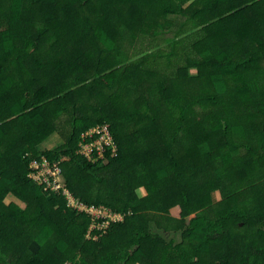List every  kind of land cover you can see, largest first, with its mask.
Returning a JSON list of instances; mask_svg holds the SVG:
<instances>
[{
  "label": "trees",
  "instance_id": "1",
  "mask_svg": "<svg viewBox=\"0 0 264 264\" xmlns=\"http://www.w3.org/2000/svg\"><path fill=\"white\" fill-rule=\"evenodd\" d=\"M0 264H264V0H0Z\"/></svg>",
  "mask_w": 264,
  "mask_h": 264
},
{
  "label": "built area",
  "instance_id": "2",
  "mask_svg": "<svg viewBox=\"0 0 264 264\" xmlns=\"http://www.w3.org/2000/svg\"><path fill=\"white\" fill-rule=\"evenodd\" d=\"M107 150H110L112 154H115L117 151V145L110 133V130L108 129V126L106 124H102L101 126H96L89 130H86L80 135L76 153L91 161L102 158L104 152ZM64 159L65 158L59 159L57 161H49L45 156L32 159L29 162V166H28L29 168L28 177H30L38 185L39 183H41L42 186H44L46 189L63 188V184H62L63 177L61 175L60 162L63 161ZM52 170H55L56 173L61 175V181H56L53 178V175L49 173ZM64 192L67 194V191L65 189ZM66 196L69 200L70 205L75 206L80 210L83 209L90 211L91 214H95L96 216L105 218L104 214L106 213V211H108L107 209L103 207L102 209L87 208L81 202L75 201L73 197H71L69 194ZM110 213L111 212H109V214ZM121 219H122V215L119 213H117L116 215H114V217H112V220H121ZM106 224L108 225V220L105 222V225Z\"/></svg>",
  "mask_w": 264,
  "mask_h": 264
},
{
  "label": "rangeland",
  "instance_id": "3",
  "mask_svg": "<svg viewBox=\"0 0 264 264\" xmlns=\"http://www.w3.org/2000/svg\"><path fill=\"white\" fill-rule=\"evenodd\" d=\"M188 3L189 2H187V3H185L184 5L186 6V5H188ZM190 73H195V70H190ZM118 107L120 108V109H124V107H125V105H118ZM59 138L58 137H52V135L49 137V138H47L46 140H44L43 141V146L40 148V149H38V150H45V149H48V150H50V149H55V148H58V146H56V145H60L62 142L61 141H59L58 140ZM241 151H244V150H241ZM60 168V167H59ZM52 169H54V168H52ZM50 174H52L53 175V178L56 180V181H61V175H59L58 173H56V171L55 170H52V171H50L49 172ZM63 181H64V179H63ZM42 184L41 183H39V186L40 187H42V188H44V186H41ZM137 194L139 195V196H142V195H144V191H143V189L142 188H139V189H137ZM5 202L6 203H9L10 201H9V199H5ZM25 206V204H21V207H24ZM108 210V209H107ZM109 211V210H108ZM106 211V213L104 214V216H105V218L106 219H112V217H114V215H116L117 213L116 212H114V213H110L109 214V212H111V211ZM120 214V213H119ZM121 217V216H120ZM122 218H123V215H122ZM92 227V226H91ZM91 228H89V230H90ZM88 233V232H87ZM164 236H166L167 238H173V239H175V241H178L179 240V232H174V233H169V234H165V233H162Z\"/></svg>",
  "mask_w": 264,
  "mask_h": 264
},
{
  "label": "crops",
  "instance_id": "4",
  "mask_svg": "<svg viewBox=\"0 0 264 264\" xmlns=\"http://www.w3.org/2000/svg\"><path fill=\"white\" fill-rule=\"evenodd\" d=\"M52 137H58L56 134H53ZM59 141H61V139H58ZM62 142V141H61ZM62 144V143H61ZM60 144V145H61ZM60 145H56V146H60ZM43 146V142L37 146V149H40Z\"/></svg>",
  "mask_w": 264,
  "mask_h": 264
}]
</instances>
